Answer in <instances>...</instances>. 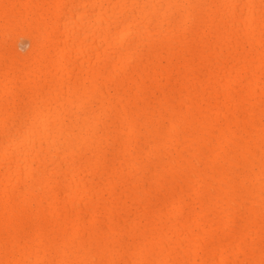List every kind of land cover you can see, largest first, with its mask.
<instances>
[{"label":"bare ground","instance_id":"6f19581e","mask_svg":"<svg viewBox=\"0 0 264 264\" xmlns=\"http://www.w3.org/2000/svg\"><path fill=\"white\" fill-rule=\"evenodd\" d=\"M0 264H264V0H0Z\"/></svg>","mask_w":264,"mask_h":264}]
</instances>
